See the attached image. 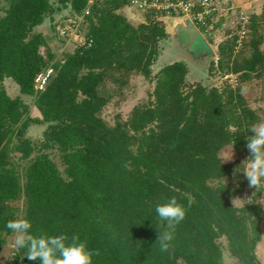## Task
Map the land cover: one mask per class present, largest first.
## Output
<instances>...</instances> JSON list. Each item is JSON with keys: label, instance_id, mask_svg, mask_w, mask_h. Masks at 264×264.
Masks as SVG:
<instances>
[{"label": "trees", "instance_id": "obj_1", "mask_svg": "<svg viewBox=\"0 0 264 264\" xmlns=\"http://www.w3.org/2000/svg\"><path fill=\"white\" fill-rule=\"evenodd\" d=\"M6 3L0 16V246L11 234L7 222L17 218L13 203L22 199L21 217L34 234H78L99 250L94 264H223L221 239L234 262L262 264L264 208L255 202L233 207L231 197L248 185L234 170L249 157L246 130L264 111L249 107L238 86L189 81L186 64L173 61L159 68L150 99L109 125L100 116L110 96L105 83L121 88L131 73L149 78L167 38L164 26L150 13L145 23L132 25L117 13L122 0L94 2L84 15L90 46L55 61L48 53L45 60L39 51L45 39L33 28L55 10L83 14L88 0ZM261 40L251 19L241 39L249 55L235 57L233 44L225 43L208 75L213 66H225L241 81L263 79ZM48 68L37 89L36 77ZM7 78L18 87L15 97L3 87ZM22 96L33 98L38 117L30 116ZM31 124H45L38 147L23 137ZM233 144L236 157L221 164L219 151ZM47 149L58 152L62 170ZM11 151L27 164L11 162ZM172 196L193 204L169 255L155 245L154 207ZM24 251L7 264H39L21 260Z\"/></svg>", "mask_w": 264, "mask_h": 264}, {"label": "rangeland", "instance_id": "obj_2", "mask_svg": "<svg viewBox=\"0 0 264 264\" xmlns=\"http://www.w3.org/2000/svg\"><path fill=\"white\" fill-rule=\"evenodd\" d=\"M54 2L55 0H53V3ZM248 2H251L249 7L243 5L241 6L240 4H234L231 13L229 16H227L223 23H215L213 35L210 38H207L209 49L211 51L210 54H208L207 68L209 67L210 62L214 61L212 59L213 54L218 56L219 46H222L225 43L233 44V56L247 57L249 55V49L245 46H241V44L239 45L236 42L240 35L239 30L241 16L245 17V19H248V23L251 19H253L258 24V33L262 36L260 49L264 52V15L261 14L264 0H249ZM6 5V0H0V16L3 14ZM237 5H240L241 7H238ZM117 13H120L126 18V15H124L123 6L117 10ZM146 17L147 15H143V17L141 16L139 20H133V18L126 19L132 25L136 26L139 23H145L147 19ZM78 19H80V39L74 40L72 38H61L58 31L60 23L64 20L76 21ZM155 20L159 21L161 25H163V22L160 18H156ZM87 27L88 23L84 18H81V15H75L69 10V8H65L55 10L50 15H47L41 24L33 28L32 33H41L43 35L45 43L39 47V51L45 60H47V54L50 53L53 55V60L55 61L62 59L67 53H71L78 46L79 41L85 37ZM167 38H165V40L161 41L159 44L160 52L157 59L150 67L151 75L149 78H145L139 73H131L129 76H127V83L121 88L108 81L105 83L104 90L110 96L108 102L102 108L100 116L107 124L112 125L116 119L125 120L135 105L146 103L150 99V94L154 87L153 79L156 73L161 66L176 58L174 54H171L172 52H178V50H176L177 48L175 47L178 42L176 41V43H172L171 41V43H169ZM201 81L202 83L214 84L218 87L223 85H231L232 87L238 86L240 87V93L249 107L264 111V78L256 82L252 79L241 81L235 74L228 73L225 66L221 69H216V67L213 66L212 77L211 75L205 76ZM3 87L10 97H15L19 94L17 85L9 78L3 81ZM22 101L29 106V114L31 117L39 116L38 112L33 106V98L22 96ZM44 128L45 125L31 124L26 128L23 137L27 138L31 143H33V145L38 147L40 146L39 139L42 137ZM14 142L15 139L12 143ZM225 149L226 148L219 152V157L223 154ZM45 151L56 163L58 169L62 170L63 166L60 162L58 152L54 149H47ZM235 154L236 153L233 152V158L231 160L236 157ZM9 157L11 162L19 165L20 168L27 164V160L20 159V154L15 151H11ZM20 173L22 176V171ZM253 192L254 188H250L247 185L242 193L232 198V201L236 198L247 200L252 196ZM256 199L264 201V192L259 197H256ZM13 205L18 209L16 211L17 218L21 217L23 200H17L13 203ZM260 205H262L264 208V203H260ZM262 224L264 226V218ZM262 231L263 239L259 245L258 255L261 258L262 264H264V227ZM12 238L13 237L11 233L5 237V242L0 246V264H7L9 259H7L5 256L12 254ZM220 243L222 244L223 248V264H238L237 262H234L229 256L226 250L225 240L221 239Z\"/></svg>", "mask_w": 264, "mask_h": 264}, {"label": "clouds", "instance_id": "obj_3", "mask_svg": "<svg viewBox=\"0 0 264 264\" xmlns=\"http://www.w3.org/2000/svg\"><path fill=\"white\" fill-rule=\"evenodd\" d=\"M207 3V0H204ZM246 135V148L250 155L234 170V176L243 172L250 188H255L252 196L247 200L233 199V207L246 203H264L257 200L258 192H264V119L251 124ZM234 144L228 146L220 156L221 164L233 158ZM226 184V181H225ZM193 204L188 199L187 204L181 203L176 196H172L157 203L154 212L157 218L155 223L158 231V239L155 245L161 253L169 255L174 253V240L178 226L186 218L187 211ZM6 227L12 233V254L6 255L7 259H14L21 250L25 257L31 261H39V264H94V258L100 255L99 250L89 247L86 240L78 234L69 236L66 233L48 235L46 233H33V224L26 218L18 217L7 222Z\"/></svg>", "mask_w": 264, "mask_h": 264}, {"label": "built area", "instance_id": "obj_4", "mask_svg": "<svg viewBox=\"0 0 264 264\" xmlns=\"http://www.w3.org/2000/svg\"><path fill=\"white\" fill-rule=\"evenodd\" d=\"M103 0H88V6L81 14V18L88 14L89 7L94 2ZM124 6L136 11L139 14H151L154 19L158 18H181L188 20L197 30L199 35L207 41L213 35L215 23L223 21L229 16L234 5L232 0H122ZM223 15V19L220 16ZM222 19V20H221ZM219 23V24H220ZM80 19L74 21H65L58 27L59 35L63 39H80ZM248 25V19L240 17L239 37L236 42L240 45L241 39L245 34V28ZM78 46H90V40L85 37L79 41ZM77 46V47H78ZM52 70L48 68L45 72L40 73L35 79V87L41 89Z\"/></svg>", "mask_w": 264, "mask_h": 264}, {"label": "crops", "instance_id": "obj_5", "mask_svg": "<svg viewBox=\"0 0 264 264\" xmlns=\"http://www.w3.org/2000/svg\"><path fill=\"white\" fill-rule=\"evenodd\" d=\"M248 1L249 0H232V3H233V5L234 4L235 5L240 4L241 6L243 5V6L249 7L251 2H248ZM240 5H237V6L241 7ZM123 11H124V15H126V18H128V19L133 18V20H139V18L141 16L143 17V15H144V14H139L136 11H133L132 9H130L128 7H125L124 5H123ZM170 19H181V18H161L165 28H166V25L169 24ZM178 28H179L178 26L173 25V29H174L173 31H177ZM167 37H168L167 41L169 43H171V41H172V43L173 42L176 43V41L178 42L180 39H182V38L179 39L177 36L172 37V36L167 35ZM199 38H200L201 44L194 45L193 46V48H194L193 52H183V51L176 49V50H178V52H176V51L172 52L171 51L172 52L171 54H174L176 56V58L168 62V63L173 62V61L184 62L187 66V69H188L186 78L191 82L201 81V80H203V78L205 76H208V74H207V71H208V68H207L208 63L207 62L208 61L207 60H208V54H210L211 51L209 49V43L206 40H204L200 35H199ZM176 45H175V47L177 48ZM212 59L215 61L217 59V56L215 54H213ZM227 147L228 146H225L222 149L227 148ZM233 152H234V150H233ZM218 155H219V153H218ZM236 196H233V197H236ZM233 197H231V202H232ZM241 206H243V204L236 206V207H241Z\"/></svg>", "mask_w": 264, "mask_h": 264}, {"label": "water", "instance_id": "obj_6", "mask_svg": "<svg viewBox=\"0 0 264 264\" xmlns=\"http://www.w3.org/2000/svg\"><path fill=\"white\" fill-rule=\"evenodd\" d=\"M169 21V24L166 25L167 29L164 27L166 34L172 37L177 36L179 39L182 38L178 41V50L183 52H193V46L201 44L199 33L188 20L170 19ZM173 25L179 27L177 31H173Z\"/></svg>", "mask_w": 264, "mask_h": 264}, {"label": "flooded vegetation", "instance_id": "obj_7", "mask_svg": "<svg viewBox=\"0 0 264 264\" xmlns=\"http://www.w3.org/2000/svg\"><path fill=\"white\" fill-rule=\"evenodd\" d=\"M50 3H53V0H49ZM56 1V0H55ZM54 4V3H53ZM54 6H57V4L55 3ZM205 52V51H204ZM197 56V55H196Z\"/></svg>", "mask_w": 264, "mask_h": 264}]
</instances>
